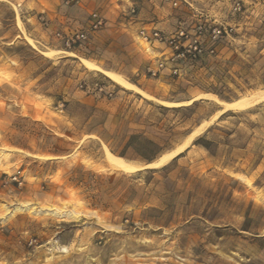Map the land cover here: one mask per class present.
I'll return each instance as SVG.
<instances>
[{
	"label": "rangeland",
	"instance_id": "1",
	"mask_svg": "<svg viewBox=\"0 0 264 264\" xmlns=\"http://www.w3.org/2000/svg\"><path fill=\"white\" fill-rule=\"evenodd\" d=\"M239 1L0 0V264H264V100L213 117L215 101L164 106L80 61L158 100L235 101L264 90V0ZM94 12L105 25L68 48ZM197 13L232 35L178 76L147 75L161 46L139 29H189ZM203 122L164 166L105 162L103 144L151 163Z\"/></svg>",
	"mask_w": 264,
	"mask_h": 264
},
{
	"label": "built area",
	"instance_id": "2",
	"mask_svg": "<svg viewBox=\"0 0 264 264\" xmlns=\"http://www.w3.org/2000/svg\"><path fill=\"white\" fill-rule=\"evenodd\" d=\"M173 8H177L181 1L191 6L187 0H162ZM242 4L239 0H232L231 11L240 12ZM129 13L134 14L131 7ZM196 19L191 28L177 25L172 31L165 33L154 27H142L137 36L141 41L153 46L157 43L158 48L153 66H148L146 74L151 77H160L165 71L173 76L180 75L185 64L195 63L203 60L215 52L217 42L222 38L230 37L233 27L229 24L214 23L208 19H203V14L193 15ZM105 25L103 17L94 12L91 14L89 27L86 30L71 32L63 37L68 48L81 45L88 40L89 32L96 31Z\"/></svg>",
	"mask_w": 264,
	"mask_h": 264
},
{
	"label": "bare ground",
	"instance_id": "3",
	"mask_svg": "<svg viewBox=\"0 0 264 264\" xmlns=\"http://www.w3.org/2000/svg\"><path fill=\"white\" fill-rule=\"evenodd\" d=\"M27 41L32 44L33 41L30 38H27ZM67 55H73L70 52H66ZM81 63L90 70H97L104 74L107 78H109L112 82L115 84L121 86L122 88L132 91L136 94H139L143 98L147 100H153L158 102L161 105L164 106H175V105H180V104H190L193 100H196L198 98H206L210 99L212 101H215L219 105L222 106L220 110H218L213 117H216L220 113L226 111V110H244L248 109L249 107L253 106L254 104L261 102L264 100V90L256 91L251 93L250 95L243 96L241 98H238L235 101L232 102H227L219 99L215 94L212 93H201L198 94L196 97H194L191 100L185 101V102H167L163 100H158L148 94L147 92L143 91L141 88L137 87L135 84L132 82L128 81L126 78H124L122 75L113 72L111 70H105L97 66L94 62L91 60L85 59V58H80ZM207 123H204L200 125V127L197 130H194L188 137L187 139L177 146L175 149L165 152L162 156H160L158 159H155L151 163H148L146 165L144 164H137L131 161H128L120 156H117L113 154L104 144H103V149H104V159L107 164V166L113 170L120 171L123 173H133L138 170H142L145 168H157L160 166H164L169 160L172 158L176 157L178 154L183 152L190 144L191 140L200 132V130L205 126ZM240 177V176H238ZM244 178V177H243ZM242 179V178H240ZM245 180V179H244ZM247 183L249 181L245 180ZM250 184V183H249ZM61 247V246H60ZM58 247V248H60ZM64 248V247H62ZM61 249V248H60ZM65 249V248H64Z\"/></svg>",
	"mask_w": 264,
	"mask_h": 264
},
{
	"label": "trees",
	"instance_id": "4",
	"mask_svg": "<svg viewBox=\"0 0 264 264\" xmlns=\"http://www.w3.org/2000/svg\"><path fill=\"white\" fill-rule=\"evenodd\" d=\"M205 93H212V94H215V95H217L216 94V92L215 91H212V90H208V91H206ZM183 109H185V110H187L188 108H185V107H182ZM146 143H148V144H152V142L151 141H149V140H146ZM132 145H131V143L130 142H128L127 144H126V147H131ZM203 146L205 147V148H207L208 149V147H207V145L206 144H203ZM144 158V157H143ZM149 159V158H148ZM147 159V160H148Z\"/></svg>",
	"mask_w": 264,
	"mask_h": 264
}]
</instances>
